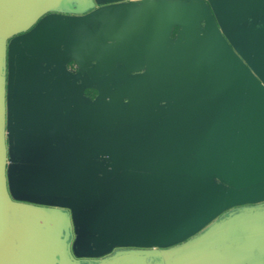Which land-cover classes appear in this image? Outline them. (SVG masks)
<instances>
[{
    "label": "water",
    "instance_id": "water-1",
    "mask_svg": "<svg viewBox=\"0 0 264 264\" xmlns=\"http://www.w3.org/2000/svg\"><path fill=\"white\" fill-rule=\"evenodd\" d=\"M21 1L26 2L0 0ZM94 1L107 7L82 16L48 15L31 28L41 11L1 41L0 61L3 65L6 58L7 70L5 121L0 81V237L8 198L15 211L53 220L51 229H33L20 238V254L5 264H75L73 233L77 258L100 259L97 264H166V258L188 251L207 233L162 250L228 210L264 202V0ZM125 1L147 8L174 3L181 17L174 56L163 63L174 71L165 79L173 74L178 102L163 110L174 111L170 121L147 120L156 122L151 128L147 122L129 125L127 106L119 109L107 102L123 89L122 80L136 79L131 74L140 59L110 62L109 69L93 73L86 66L92 61L99 66L106 49L86 58L78 54L79 41L99 37L101 19ZM18 33L5 48V41ZM167 125L170 135L164 134ZM115 143L139 147L142 160L155 163L152 170L158 173L148 178L160 181L138 190L139 205L125 181L129 172L119 169L116 154L108 151ZM136 209L164 216L159 242L141 244L137 231L128 232ZM259 210L230 211L225 218ZM131 247L142 250L126 249ZM115 249L122 250L113 253Z\"/></svg>",
    "mask_w": 264,
    "mask_h": 264
},
{
    "label": "crops",
    "instance_id": "crops-1",
    "mask_svg": "<svg viewBox=\"0 0 264 264\" xmlns=\"http://www.w3.org/2000/svg\"><path fill=\"white\" fill-rule=\"evenodd\" d=\"M179 14V8L174 3H167V5L153 3L150 8L145 5L123 6L101 19L99 37L76 43L79 48L78 54L81 58H86L89 54L93 55L106 49L107 53L102 54L99 58V66L95 64V61H92V66H86L89 68L88 71L93 73H99L101 68L109 69L112 67L110 62L139 58L137 69L133 70L136 73V79L130 83L125 81L124 84L122 80L123 89L116 93L115 100L125 101L127 98L135 97L148 98L150 90L153 91L154 97H161L164 91L176 89L173 74L170 79H165L167 73L174 71L173 69L171 71L164 69L163 63L170 56H174L175 39H173L172 32L174 25L180 22ZM108 44L112 45L109 49L107 48ZM137 133L143 134L144 132ZM108 148L109 152L116 154L114 162L117 167L129 172L125 181H128L127 184L132 187L130 197L136 198L133 202L137 205L141 204L142 197L140 193L136 194L138 190L146 189L145 187L148 185L154 186L156 182L160 181V178L155 179L152 176L148 178V174L158 173L152 170L155 163L148 161L147 158L143 161L140 154H144V151L136 146L127 149L123 146L119 147L115 143L109 145ZM151 214L140 212L138 209L134 211V214H131L132 223L129 225L128 232L137 231L139 233L138 243L152 244L161 239L157 234L164 231V216L154 212ZM117 218L118 216L115 217V219ZM113 224L116 225V222ZM113 224L110 222V227L114 226ZM113 231L116 232L117 229ZM131 241V238L128 239V242Z\"/></svg>",
    "mask_w": 264,
    "mask_h": 264
},
{
    "label": "flooded vegetation",
    "instance_id": "flooded-vegetation-1",
    "mask_svg": "<svg viewBox=\"0 0 264 264\" xmlns=\"http://www.w3.org/2000/svg\"><path fill=\"white\" fill-rule=\"evenodd\" d=\"M175 3L177 2L174 0ZM28 2V4H27ZM25 3L26 8L17 6L13 9V14H8L7 17L9 19H21V23L18 27L12 28L7 31L5 34L12 32L18 28L24 26L28 21L33 19L38 13L44 11V13L37 19L34 25L31 26L33 28L42 18L57 14V15H71V16H82L91 11L99 9L101 7H107L103 4H97L94 0H73V2L69 4H65L63 0H27ZM20 4L21 3H17ZM122 6H134L138 7L143 4L134 3L131 4L129 1H125L120 3ZM92 6L89 9V6ZM24 6V4H23ZM30 6H34V9L31 10ZM13 7V6H11ZM36 8V9H35ZM26 9V10H25ZM89 9V10H87ZM30 28V29H31ZM180 25H174L173 28V39H177ZM4 34V35H5ZM22 33H18L10 36L4 43L5 48L7 47L10 40ZM3 35V36H4ZM3 40V37L1 41ZM0 41V48H1ZM6 52V49H5ZM1 55V53H0ZM1 57V56H0ZM4 69L7 70V62L6 58L4 64L2 65ZM72 70H76L77 66L73 63H70L68 66ZM80 67V66H79ZM110 72V70H108ZM132 73H134L132 71ZM133 75H136L134 73ZM87 95L91 98H95L97 93L93 90H87ZM148 98H127L125 101H121L118 105L114 100L111 102L110 99L107 100L109 104H113L114 107L121 106H129V109L126 107L127 111V121L129 125L132 123H144L147 122L149 124V128L154 127L155 123L158 121H166L171 120V116L174 115V111L172 113H164L163 110L165 107L174 106L176 102H178L177 95L173 91L166 90L161 94V97H154V93L152 90L148 91ZM142 102V103H139ZM110 107V106H109ZM109 107L107 108V112L110 111ZM176 111V110H175ZM115 115V114H114ZM121 115V114H120ZM115 116H119L115 115ZM152 121H156L150 124ZM174 130V127L172 126ZM147 132V131H146ZM149 132V130H148ZM174 132V131H173ZM133 133V131L131 132ZM170 131L167 125V130L164 131V134H169ZM5 206L13 209L14 202L11 198H8V202H6ZM37 206V205H35ZM39 208H45L43 206H37ZM245 208L249 209H260L259 211H251L253 214L248 215L250 212L247 211L246 214H237L234 218L226 219V215L230 211H241ZM14 210V209H13ZM23 220L20 224L25 226L24 235H28L33 229L35 230H49L53 226V220L48 217H44L37 214H31ZM45 219V220H44ZM222 221L221 224H218L214 229L212 228L215 223L218 221ZM236 222V224L234 223ZM211 229V230H210ZM206 234L203 239L197 243H193L191 248L186 252H181L176 254L175 256H171L165 259L166 264H261L260 261L252 259L254 256H259L264 253V202L258 204H244L237 208H233L224 212L221 216H219L216 220H214L211 224L204 227L198 233L191 235L187 240L180 241L177 244H174L172 247L167 248L162 251H170L174 248H178L184 246L189 241L196 239L199 235ZM26 234V235H25ZM19 238V240H20ZM75 235L73 233V241L70 244V253L71 257L75 264H97L100 262V259H88V258H77L73 252V243L75 241ZM19 245V242H18ZM18 245L14 251L13 256H18L20 251L18 249ZM129 250L141 251L142 248H126ZM122 249H115L113 253L116 251H120ZM10 256L8 255L6 259ZM5 259V260H6ZM149 262V261H148ZM142 263V262H140ZM67 264H73L72 262H67Z\"/></svg>",
    "mask_w": 264,
    "mask_h": 264
},
{
    "label": "rangeland",
    "instance_id": "rangeland-1",
    "mask_svg": "<svg viewBox=\"0 0 264 264\" xmlns=\"http://www.w3.org/2000/svg\"><path fill=\"white\" fill-rule=\"evenodd\" d=\"M27 1V0H26ZM31 1V0H30ZM64 3L71 4L73 0H63ZM24 4V6H23ZM28 4V2H27ZM13 6V7H11ZM17 6L26 8L25 3L21 1V5L17 3L6 4L4 2H0V41L3 35L12 28L18 27L21 23V19H9L7 17L8 14H13V9ZM31 10L34 9V6H30ZM36 9V8H35ZM26 10V9H25ZM0 81L3 89V98H4V121H5V95H6V69H4L1 65L0 61ZM6 133V132H5ZM4 134V144L2 146V159L3 164L7 163V143ZM2 167H5L2 165ZM8 202V199L7 201ZM5 222H4V230L2 236L0 237V245L3 247L4 258L9 256H13L21 235H24L25 226L20 223L29 216H32L31 213H23L21 211H15L8 206H5ZM19 246V245H18ZM7 261V260H6Z\"/></svg>",
    "mask_w": 264,
    "mask_h": 264
},
{
    "label": "snow or ice",
    "instance_id": "snow-or-ice-1",
    "mask_svg": "<svg viewBox=\"0 0 264 264\" xmlns=\"http://www.w3.org/2000/svg\"><path fill=\"white\" fill-rule=\"evenodd\" d=\"M252 259L260 261L261 264H264V253L259 256H254ZM0 264H5L4 251L2 245H0Z\"/></svg>",
    "mask_w": 264,
    "mask_h": 264
},
{
    "label": "bare ground",
    "instance_id": "bare-ground-1",
    "mask_svg": "<svg viewBox=\"0 0 264 264\" xmlns=\"http://www.w3.org/2000/svg\"><path fill=\"white\" fill-rule=\"evenodd\" d=\"M3 135V109H2V97H1V91H0V143L1 138Z\"/></svg>",
    "mask_w": 264,
    "mask_h": 264
}]
</instances>
